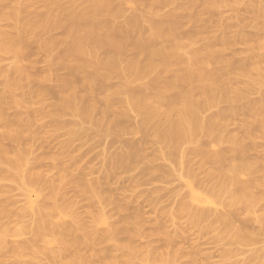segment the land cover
I'll return each mask as SVG.
<instances>
[{
    "label": "rangeland",
    "instance_id": "374dc122",
    "mask_svg": "<svg viewBox=\"0 0 264 264\" xmlns=\"http://www.w3.org/2000/svg\"><path fill=\"white\" fill-rule=\"evenodd\" d=\"M68 1L70 2V4ZM72 1H74V2H72ZM78 1L79 2H77V0H61L60 2L58 1V3L61 6L69 7V5H70V7H73L75 10L81 11L86 6L85 5L86 0H78ZM156 1H158V0H156ZM261 1H264V0H261ZM261 1L260 0H226V3H222L223 5L218 4L219 6H217V4H216L213 6H207V0H176V1L175 0H172V1L171 0L170 1L160 0L161 3H159V1H158L157 3H155L153 5H151L148 2V0H113L115 8L122 13L120 15V17L117 19V21L115 22V26L118 28L125 29L128 26H130L131 22L134 21L133 19H135L139 22L141 27L147 28L149 26V23H150L149 22L150 17H153L154 20H156L157 22L160 21V23H163L164 25L168 24L170 22V20L175 19L178 23V28L180 27L179 29H181V30H179L178 28L176 29L175 37L179 36L180 38L176 37L178 39H175V41L180 43L186 39L184 42H182V44H183L182 46L184 49V50L182 49L183 59H190L192 57L191 54L194 51L193 48L196 47L195 50H197V49L204 50L208 43H213L214 44L213 49L216 46L214 51L216 50L215 51L216 53L218 51L219 55L221 54V57L224 60L226 59V61L229 60L228 62H230V63H234V64L239 63L237 65H240V64L244 65L245 64V65L251 66L253 68L255 66H258L260 63V66L264 67V63H261V61H264V56H263L264 55V48L263 49L259 48V46L262 44V42H264V37H263L264 36V32H263L264 31V18H259L255 13L252 12L253 8H257L262 3H264ZM141 2H142V4H141ZM241 2H242V5H241ZM236 5H238V7ZM220 6H221V8H220ZM9 7L17 8L20 11V17L18 18V20L16 18L10 22H6V21L0 19V28H5L11 24L14 28H16L18 30V32H22V34H23L25 31L26 34H24V42L25 41L27 42V44H26L27 46L25 45L26 49L24 50V57H25V59L23 61L24 63L18 62L17 59L15 58V56L12 54H0V70H1L0 71V110L3 111L5 118L9 121H12L15 123H18L20 121L19 123L23 122V123L28 124L27 135L24 138V140L21 141L22 144L20 143L18 145V148H20V150L24 151V156L27 160L26 162L28 164V169L31 171L34 170L33 172L34 173L37 172V174H39V175H40V172H42L41 174H43V173L44 174L40 176L41 178H40L39 184L35 185L36 187L35 186L34 187L28 186L27 187L28 190L20 187V184L16 181H14L15 183L13 182L14 184L12 183L11 180H9L11 182H9L8 180H5V182H3V181L0 182V187H4V189H5L4 193L0 195V205L3 204V206H1V207L4 210L0 207V211H6L8 214L10 213L9 214L10 217L5 219L7 222H4L5 221L4 219L0 220V247L3 248V250H4L3 251L0 248V252L2 251V254L1 253L0 254H1V257L3 256L2 258H4L3 264H16L17 263V257L14 253L15 246L17 247V245L18 246L22 245L24 242L31 240L33 237V233L31 232V234H30V231H28V233H27V231H25L24 233H22L20 235H16V233L13 231V230H15V227L17 228L18 226H22L24 228H26V227L31 228L34 224L35 219H36L35 216H36V213L38 212V210L40 208L44 207L45 205H51V204L56 205V203H57V207L59 208V212L61 211L60 213H62V214L64 213L65 217H63V215L58 213L63 221L60 220V217L57 215V217H55L56 219L55 218L52 219L54 223L56 221L58 223L60 222L63 224L68 223V225H71V223H74L75 225H78L79 223H80L79 225L89 223L92 226L94 225L93 228L95 227L94 230H96V232L98 230L96 228L98 227L99 228L98 233L100 232L99 234H103V235L106 234V236H109V237H110V233L112 231H114L116 233V235L114 232H112V234H111L112 236L110 237L111 239L109 238V240L111 242H109V240L107 239L101 245L102 247L101 246L100 247L103 249V247H104L103 245H105V243H106L107 246L105 245L104 248H108L107 250H110L111 255L114 254V256L118 257L119 264L120 263L126 264L125 262H126V260H128V257H127L128 254L126 255V253H128V252L126 250H124L125 251L124 252L122 249L121 250L124 253L118 252V251H121L116 246L119 244L118 242H121L123 244L125 243V245H127L126 244L127 242H132V244L128 243V245L129 244L131 246L135 245V247L138 248V250H136V251H139L140 254L136 252V254L138 256L136 254H135V256H133L134 258H132V264H159L160 262H161V264L163 262L165 264H171V263L172 264H209L210 262H211L210 264H225V263L228 264L231 262L234 264H243V263L248 264L249 263L248 261H250L251 256H254L253 254L261 255L259 257V259H261V257H262V260H260V262L263 263L264 262V259H263L264 258V255H263L264 254V241H263L264 234L261 233V231H260L261 230L260 224L257 223L255 220L250 219L249 215L247 216L248 212H246V210L244 208L239 209L237 211V213H235V215L232 214L231 220L233 221L232 225L233 226L235 225L236 228L238 227L237 229H244L243 230V233L245 232L244 234L250 233V234L256 235V239L251 245H241L238 242H234V240H233L234 235L232 233H228V227L226 228L227 225L218 221V215H221V214H222L221 216H223V215L225 216L226 214L231 215V213L229 212L230 210L227 208V205L229 203L228 201H230L231 199H230L229 194H225L222 196L220 195L221 196L220 197L217 194L215 196L214 192H213V194L211 193V191H213L214 187H216V184L218 182V177L214 178L213 182H212V179L210 181V178H208L207 173H210L211 169H209V170L203 169L202 170V169H200L199 164H197V165L192 164L189 167V165H185V166L183 165L182 166L180 161H178V163L177 162L173 163L171 161L172 160V156H171L172 154L169 153V151L172 150V145L169 146L170 147V149H169V147H167V144H164V143L161 144V142H159L157 136L154 135L153 132L149 131L146 133V132L142 131V129H140V127L142 126L141 121L143 119H141L140 114L138 115V112L131 110V107L128 106L129 103L127 102V98H128L127 94L117 96V98L115 99V104L113 106V112L109 111L103 102L107 92L105 91L104 93H102V91H103L102 89H100V90L97 89V88H99V86L94 85L91 82H89L90 81V75L94 72V69L90 68L86 71L78 73L76 75L77 77H79L78 79L74 78V77L72 79L70 78V71H69L68 67L62 61H60L58 59L61 56L62 52L64 51L65 46H63L64 44L58 46V43H56L57 41L58 42L62 41L64 43H67L69 41V36L67 34L66 26H64V25L58 26V25H55L54 21H51V24L49 27H43L42 29H36V30L31 29V27H30L32 22L40 20V19H44L47 16L48 11L50 10L48 3H46L45 1H42V0H8L6 4H0V12L6 8H9ZM182 7H183V9H182ZM232 7L234 9H232ZM240 7H241V9H240ZM146 8H148V9H146ZM242 8H244V9H242ZM149 9H154V12L152 10H149ZM237 9H239L240 11H238ZM249 9L250 10L252 9V11H250ZM179 10L181 13L179 12ZM244 11H245V13H240V12H244ZM192 12L194 13V15L191 14ZM253 14H255V15H253ZM190 15H192V16H190ZM240 19L241 20L243 19V21H241ZM125 20H127L128 22L131 21V22H129L130 24ZM262 21H263V23H262ZM123 23H125V24H123ZM258 28H259V30H258ZM177 30H179V31H177ZM193 33L194 34L200 33L201 38L199 37V39H198L197 35H194ZM239 33H242V34H239ZM188 35H191V37H194V38L196 36L194 43H192V42L189 43L190 42L189 40H191L192 38ZM66 36L68 38H65ZM183 36H184V38H183ZM216 37H217V39H214ZM248 38L251 40H249ZM206 39H208L209 42H208V40L205 41ZM223 39H224V41H223ZM227 39H228V41H226ZM245 39H246V42H245ZM203 40H204V44H203ZM215 40H217L216 43H214ZM242 41L246 44H243ZM248 41H249V43H248ZM185 42H187L188 44H191V46H189ZM220 42H222V43L225 42V46H224V43L222 44ZM229 42H230V44H229ZM226 43H228V47L226 46L227 45ZM51 44H53V45L56 44V46L52 50L48 49V45L50 46ZM202 45H203V47H202ZM184 46L187 48H185ZM200 48H202V49H200ZM253 48H255V49H253ZM104 52H105V50H103V51L101 50L99 52V57L100 56L104 57V54H105ZM56 54L58 57H56ZM133 56H135V52L129 51L128 53H126L125 58L126 59H130V57L134 58ZM258 56H260V60H259ZM261 57H263V58H261ZM76 58L83 59L81 55H77ZM252 58H253V60H252ZM256 59L260 62H257ZM248 60H249V62H248ZM242 61L244 62V64ZM250 63H251V65H250ZM19 64H20V66H22L21 67L22 70H21ZM22 64H25V65H22ZM27 64H29V65H27ZM211 66L208 65V67H210L208 69H211ZM213 66H214V68H212L213 71H216L217 68L218 69L220 68L219 65L217 66V64H214ZM13 71H16L15 72L16 75L14 74ZM211 71L208 70V72H211ZM159 75H161L160 72H157L156 75L152 74L149 76H140L141 79L138 78L137 80L134 81L135 84H132L133 85L132 89L133 90L136 89V91L142 89L143 87L146 86V83L147 84H148V82L150 83L151 81H153V79H155ZM84 77L88 78V79L85 80ZM162 77L164 79H168V78H171V74L169 75V73H166V74L163 73ZM49 78H50V80H49ZM244 78H246L247 80ZM66 79L67 80L69 79V80L77 83L75 91L81 97L84 98L86 96L84 98L86 100H91V99H95V101L97 100L96 101V109L97 110L95 111L96 113L95 114L93 113L92 117L90 118L92 121L90 119L88 121L84 120L83 117L80 116L79 112L82 108V104L81 105L78 104L77 106H75L74 108L76 110L75 109L72 110V109H68V108L66 109L63 106V101H61L63 95L61 96L60 94H57V93H60L59 90H61V87L64 85V82L66 81ZM116 79H114V80L112 79V81L105 83V85L103 84V87L110 86V85L117 86V85H120V84L126 82L124 79H121L118 77ZM232 80H235V81H232ZM236 80L238 82H236ZM248 81L250 82L248 77H243V78L236 77V78L231 79V80H229V78L227 79V77H226L224 79V82H223L226 85H223V89L226 90L227 86L230 88V86H232V84H233V87L243 88L242 86H244ZM14 82L19 83L18 89L16 92L18 94L17 96H16V93L13 92V90L11 91L12 83L14 84ZM23 84L25 85V87ZM26 84L29 86L27 87ZM242 84H244V85H242ZM81 86H83V87L80 88ZM49 88L52 92L49 90ZM257 88H258L257 89L258 92L256 90H255L256 93L253 91L249 97V101H253V102L254 101H257V102L260 101L261 102L263 100L262 98L264 96H263V94L262 95H260V94L262 91H264L263 90L264 87L263 88L261 87L262 91L259 89V87H257ZM89 89H90V91H89ZM18 90L19 91L21 90V91L18 92ZM26 90L28 92H26ZM91 90H92V92H91ZM10 91L12 93L11 95L9 94ZM40 91H42V92H40ZM29 92H31V93H29ZM32 92H34V93H32ZM38 92H39V94H37ZM82 92H83V94H82ZM43 93L46 96H44ZM222 93L224 94L223 91H222ZM262 93H264V92H262ZM13 94H15L16 97ZM68 94L69 93H65V95H68ZM12 95L15 97V101H13L14 98ZM32 96H34V97H32ZM39 96L40 97L42 96L44 98H40ZM101 96H103V98ZM37 97H39V98H37ZM259 97H262V98H259ZM23 100H27V101L24 102ZM22 101H23V103H22ZM43 101H44V103H43ZM227 104H229V103H227ZM227 104H226V102L222 101L221 103H219L216 106L208 108L207 110L205 109L204 110V111H206L205 113H204V111H202L201 116L204 119H207V117L212 116L214 113L225 114L226 118L223 120H219V123H221V125L223 127L219 126L220 128L217 129L218 131L216 130L215 133L216 132L219 133V131L221 129L220 132L221 133L223 132L222 134L226 137H232L233 136V138H235V136H237L236 137L237 140L242 141V139H243V141L245 140L246 143H250V142L257 143L258 142L257 144H259V145L255 144V143L253 144V147H255V148L254 149L252 148V150L249 151L252 153H249L248 156L250 159H259V158L264 159V148H263L264 147V141H263V138L256 136V138H253V140L251 139V141H250V139H248L247 136H244L247 134L244 133L246 131L245 125H244L246 123V119L243 116V113L241 112L242 105H240V108H238L237 112L240 111V115H238L237 112H235L233 114L234 111L233 112L228 111V110H230L229 109L230 105H227ZM29 106H31V107L29 108ZM226 107H228L227 110L225 109ZM237 107H239V106H237ZM212 108H214V109H212ZM124 110H128V115L125 118L121 119L122 121H121L120 128H122V131H123V133H122V131L118 132L115 124L118 121V114L124 112ZM223 110H226V112ZM114 111L116 113H114ZM218 111H220V112H218ZM13 112H15V113H13ZM103 112H105V113H103ZM51 113H53L57 116H55ZM72 113H74V114H72ZM111 113H112V115H111ZM25 114H27V115H25ZM34 116H36V117H34ZM77 116H79V117H77ZM235 116H237L238 118ZM61 117H62V119H60ZM102 117H104L106 119L103 121L104 118L102 119ZM39 118H40V120H39ZM92 118H94V119H92ZM45 119H46V121H44ZM227 119L232 120V121L228 122ZM220 121H222V122H220ZM32 122H34V123H32ZM109 122H111V123H109ZM123 123L125 124V126ZM222 123H224V124H222ZM31 127H32V129H31ZM0 128H1L0 133H2L3 129H2L1 123H0ZM48 129H50V130H48ZM225 129H226L225 133L228 132L227 133L228 135L224 133ZM243 130H244V132H243ZM53 131H55L56 133ZM113 131H114V133H113ZM242 132L244 133V135L242 134ZM83 137H84V139H83ZM40 139L42 141H40ZM211 140H212V138H209V137L207 138V136L206 137L201 136L200 139H198V141L196 143L194 142V143L184 144L183 149H184V151H188V148H190V149H193L196 147L198 148L200 145L199 143H203V142L209 143V142H211ZM258 140H260V141H258ZM81 142H83V143H81ZM143 142H144V144H143ZM0 144L3 145L4 147H7V148H10L13 146V144H11L10 141H8V140L3 141L1 139V137H0ZM31 144H32L33 148L31 146ZM140 144H141V146H140ZM261 144L263 147L261 146ZM26 145H27V147H26ZM164 145H166V146L164 147ZM213 145L216 146L214 143H212L211 148H213ZM138 146H140V147H138ZM231 146H232L231 144H229V145L227 144V146H226V144H224L223 148H221V146H218L221 149L217 148V150H216V147H215L214 151L227 150V149L229 150ZM28 147H30V148L28 149ZM136 147L140 148V149L143 148L142 149L143 151H141L142 155L141 154L139 155L141 158L138 156V158L134 159V160H136L137 164L135 161L132 162V159H126V161H124L125 166L123 163L122 164H112L114 157L116 158V156L119 157L121 155L127 154L130 151H132L133 148H136ZM256 147H257V150H256ZM118 148L121 150V152H124V154L121 153L118 150ZM166 148H168V149H166ZM27 149H28V151H27ZM33 149H35L36 151ZM213 149H212V151H213ZM258 149L262 150V151H259ZM146 151H147V153H146ZM255 151H256V153L254 154ZM165 152L168 155H166ZM257 152H259V153H257ZM30 155H31V158H30ZM228 155L233 156L234 153L230 152V153H228ZM51 156H53V157L51 159H49ZM45 158H47L48 160H46ZM54 158H55V161H54L55 163H53V161H52ZM31 159H33V160H31ZM57 159H58V161H57ZM128 161H130V162H128ZM37 162H39V163H37ZM179 163H180V166H179ZM35 164L38 166H36ZM65 166L67 169L64 168ZM111 166H113V167H111ZM56 167H57V169L55 170L54 168H56ZM131 167H135V168L132 169ZM149 167L152 168V173H148L147 171H145ZM0 168H1V166H0ZM63 168L66 170H64ZM189 168L194 169V171H196V170L201 171L202 170L201 172L196 171L197 175H199V177L197 176V178H194V177L188 176V174L186 175L185 173H187V169H189ZM51 169H53V170H51ZM70 169H71V171H70ZM93 169H95V170H93ZM46 170H47V172H46ZM48 170H49V172H48ZM62 171L66 172L65 173L66 175ZM106 171H109V173H107ZM207 171H210V172H207ZM60 173H62V174H60ZM74 173H76L75 174L76 176L74 175ZM104 173H105V175H104ZM200 173L202 175H200ZM63 174L65 175V178L63 177ZM57 175H59V176H57ZM72 175H74V176H72ZM151 175L154 176L155 178L150 177ZM98 177L100 179H98ZM206 177L208 179H206ZM70 178L72 179V181ZM242 178L245 180L249 179V177L247 175L242 177ZM52 179H53V182H52ZM89 179H90V182H89ZM183 179H185V180H183ZM195 179H196V181L199 180V182L198 183L194 182ZM201 179H203V180H201ZM84 180L87 181L88 183H92L95 189L97 187L99 188V190L103 189L100 191L98 189H96V190H98L97 192H100L102 194L101 195L99 193L100 198H93V197H91V195L88 194V192L86 190H84V187L82 186V183H81ZM101 180H102V182H101ZM75 184L78 186H76ZM96 185H97V187H96ZM101 185L103 188L101 187ZM8 187H10V188H8ZM42 187H43V189H42ZM81 187L83 188V190ZM30 188H31V190H30ZM48 189L50 190V192ZM63 189H65V190H63ZM114 189H115V191H114ZM210 189H212V190H210ZM62 190H63V192H62ZM194 190H195V192L197 191L196 193H198V195L200 196V199L201 200L203 199L202 201L200 200V201H197V203H196V201L193 199L192 195H193ZM80 192H82V194ZM39 194H40V196H39ZM84 194H85V196H83ZM206 198H207V200H209V199L212 200V203H210V204L208 203L209 205L207 203H205ZM219 198H221V199H219ZM88 199H90V200H88ZM213 199L215 202L213 201ZM226 199H227V201H226ZM109 202H111V203H109ZM226 202H227V204H225ZM5 203H7V205ZM34 205L36 206V208ZM183 205L188 206V207H192V208L194 207L196 210L193 208V211L198 212V213L202 212L203 210L209 211L210 217L207 220L203 221L201 223V225L199 224V226L198 225L196 226L192 223V218H190L191 214L186 212V211H182V208L184 207ZM206 205L208 207H206ZM214 206L217 209L214 208ZM71 207H74V208L71 209ZM260 208L261 207L257 208L256 212L259 210V212L257 214L261 213ZM180 209L182 212L180 211ZM32 210H33V212H32ZM217 210L219 212H215ZM28 211H29V213H28ZM65 212H67V213H65ZM11 213H15L16 215L17 214L18 215L16 216L15 214H11ZM34 213H35V216H34ZM186 213H187V215H186ZM90 214L91 215L93 214L92 216H94V214H95L98 221L95 220L96 219L95 216L91 217ZM189 215H190V217H189ZM236 215H238V216H236ZM14 216H16V217H14ZM58 217H59V219H58ZM98 217H104L103 218V219H105L104 222H102V218L100 219ZM233 217H234V219H233ZM92 218L94 219L93 221H96V222L92 223ZM11 222H13V223H11ZM105 222H107V223L105 224ZM2 223H4V224H2ZM7 223H9V224H7ZM28 223H30L31 225ZM95 223L96 224L101 223V225H100L101 227L97 226L98 224L96 225ZM124 223H126V224H124ZM74 224H72V225H74ZM211 224H213V225H211ZM248 225H250V226L252 225V227L250 228V226H248ZM126 226L129 227L134 232L133 235L127 234V233L126 234L125 233H122V234L118 233L119 230L122 231L125 228H127ZM10 227H12V228H10ZM110 227H111V229L113 228L111 231H110ZM3 228L4 229L8 228L7 230H9L10 232H8V234L5 235V233L2 232V230H4ZM100 228H101V231H104V233L100 231ZM115 228L117 230H115ZM132 228H134V229H132ZM158 228H159V230H158ZM160 228H163L164 231ZM102 229H104V230H102ZM252 229H253V231H252ZM221 231H223L224 233H222ZM161 232H162V236H161ZM164 232L166 233L165 235H164ZM113 233H114L116 239L114 238ZM225 233H227V234L224 235ZM229 234H231V235H229ZM17 236H19V237H17ZM117 236H119V238H117ZM167 236H169L170 238H168ZM261 236H262V238H260ZM112 237H113V239H112ZM133 237H135V238H133ZM127 238H129L131 240L133 239L134 242H133V240L129 241ZM171 238H173L174 240ZM168 239H169V243L171 242L170 243L171 246L168 243ZM228 239L231 241H229ZM261 239H262V242H261ZM225 240H226V242H225ZM256 240H258V241H256ZM115 241H118V242H116L117 244L115 243ZM3 242H4V244H3ZM107 242H109V243H107ZM113 243H115L116 245L115 244L112 245ZM14 244H16V245H14ZM224 244H226V246ZM165 246H167V247H165ZM113 247H114V249H113ZM135 247H134V249H135ZM115 248L118 250L117 253H116ZM52 249H55V247L51 246V250ZM140 249L142 251H140ZM245 249L248 253H246ZM5 250L8 253H6ZM105 250L104 249L102 250V251H104L103 253H106ZM262 250H263V252H262ZM230 251L231 252L233 251L232 252L233 257H231V259H228L229 260L228 261L227 258L225 257V253L230 252ZM169 252H170V254H169ZM173 252H175L174 254H176V255H174ZM222 252H223V254H222ZM239 253H240V255H239ZM89 254L90 253H86V256ZM117 254H120V255H117ZM167 254H169L168 255L169 257L167 256ZM139 255H141V256H139ZM223 255L225 257V260H223L224 259ZM235 255H238V256L236 257ZM241 255L243 256V258ZM170 256H171V258H170ZM174 256H175V258H174ZM244 256H246V257H244ZM165 258L169 261H167ZM248 258H249V260H248ZM173 259H175V260H173ZM121 260L122 261L124 260V261L121 262ZM207 260L209 261V263ZM233 260H235V261H233ZM145 261H148V263ZM227 261H228V263H227ZM35 262L37 264H49L50 261H48V260L32 261V262L30 261L31 264H36ZM30 263H28V264H30ZM100 263L104 264V263H102V261H99L97 264H100Z\"/></svg>",
    "mask_w": 264,
    "mask_h": 264
},
{
    "label": "bare ground",
    "instance_id": "6f19581e",
    "mask_svg": "<svg viewBox=\"0 0 264 264\" xmlns=\"http://www.w3.org/2000/svg\"><path fill=\"white\" fill-rule=\"evenodd\" d=\"M7 1L8 0H0V4H6ZM42 1H45L46 3H48V5L50 7V10L48 11V14H47V16L44 19H40V20L32 22L30 27H31V29H34V30L42 29L43 27H49L50 24H51V21H54L55 25H58V26L64 25V26H66L67 34L69 36V41L67 43H64L62 41H60V42L57 41L56 43H58V46L59 45H63V44H64L63 46H65L64 51L62 52L61 56L58 59L60 61H62L68 67V69L70 71V78L72 79L74 77V78L78 79L79 77L76 76L78 73L86 71V70H88L90 68L94 69V72L90 75V81L89 82H91L94 85L99 86V88H97V89L98 90L102 89L103 90L102 93H104L105 91L107 92L103 102H104L106 108L109 111L113 112V106L115 104V99L117 98V96L123 95V94H127L128 95L127 102L129 103L128 106L131 107V110L138 112V115L140 114L141 115V119H143L141 121L142 122V126L140 127V129H142V131H144L146 133L149 132V131L153 132L154 135L157 136V138H158L159 142H161V144L162 143L167 144V147L172 145V150H171L172 152L169 151V153L172 154L171 155L172 156V160L171 161L173 163L174 162L178 163V161H180L182 166L183 165L184 166L185 165H189V167H190V165H192V164H194V165L199 164V167L202 170L203 169H208V170L211 169V172L207 171V172H210V173H207L208 174V178H210V181L212 179V182H213V179L218 177V182L216 184V187H214V189H213V191H211V193L213 194V192H214L215 196H216V194L218 196H220V195L222 196V195H225V194H229L230 195V199L231 200L229 199L230 201H228L229 203L227 205V208L230 210L229 212L231 213V215H228V214H226L225 216L224 215L221 216L222 214L218 215V221L224 223L225 225H227L226 228L228 227V233H232L234 235V238H233L234 242H238L241 245H251L256 239V235L255 234H250V233L244 234L245 233V232L243 233L244 229H237L238 227L236 228L235 225L234 226L232 225L233 224L232 223L233 221L231 220L232 219V214L235 215V213H237V211L239 209H241V208H244L246 210V212H248L247 216L249 215L250 219L255 220L257 223L260 224V226H261V230L260 231H261V233L264 234V159L263 158L262 159H260V158L259 159H250L249 156H248L249 153H252V152H249V151H251L252 148L253 149L255 148V147H253V144L255 142L254 143H252V142L246 143V141L245 140L243 141V139H242V141L237 140V138H236L237 136H235V138H233V136L232 137H226V136H224L222 134L223 132L222 133L220 132L221 129H220L219 133H217V132L215 133V131L222 126L221 123H219V120H223V119L226 118L225 114H223V113H214L212 116L207 117V119H204L201 116L202 115V111H204L205 109L207 110L208 108H211L213 106H216L219 103H221L222 101L226 102V104L229 103V104H227V105H230V108H229L230 110H228V111H230V112L234 111L233 114L235 112H237L238 108H240V105H242L241 112L243 113V116L246 119V123L244 124L246 131L244 132V130H243V132L246 133L247 135H244L243 132H242V134L244 136H247V138L250 139V141H251V139L253 140V138H256V136H259V137L263 138V141H264V97L263 98L259 97V98L263 99V100L261 99L262 100L261 102L260 101L259 102H257V101H254V102L253 101H249V97L252 94V92L253 91L255 93H256V91L258 92V90H257L258 88L257 87H259L260 90L264 87V67H261L260 63H259L258 66H255L254 68L251 67V66L245 65L243 61L242 62H243L244 65H242V64L237 65L239 63H237V64L230 63V62H228L229 60L228 61H226V59L224 60L221 57V54L219 55L218 51H217V53L215 52L216 50L214 51L216 46L213 49V46H214L213 43H208L207 46L205 45L206 48L204 50H199V49L195 50L196 47L193 48L194 51L191 54L192 57L190 56L191 57L190 59H183V57H182V49H183L182 42H184L186 39L184 41L181 40L182 42L179 41L180 43L175 41V39H178L176 37H179V36L175 37V32H176V29L178 28V23H177V21L175 19L170 20V22L168 24L164 25L163 23H160V21L157 22L156 20H154L153 17H150V20H149L150 23H149V26L147 28L141 27L139 22L137 20H135V19H133L134 21H132V22L129 21V22H131V24L127 20H125V21H127L130 24V26H128V27L126 26L127 28H125V29L118 28V27L115 26V22L117 21V19L120 17V15L122 13L115 8L113 0H86V4H85L86 6L81 11L75 10L73 7H70V5H69V7L59 5L58 1L60 2L61 0H58V1L57 0H42ZM158 1H159V3H161L160 0H158ZM158 1H156V0H148V2L151 5L157 3ZM168 1H170V0H168ZM72 2H74V1H72ZM77 2H79V1L77 0ZM261 2H264V1H261ZM222 3H226V0H207V6H213V5H216V4H217V6H219L218 4H222ZM69 4H70V2H69ZM141 4H142V2H141ZM241 5H242V2H241ZM221 6H220V8H221ZM236 6L238 7V5H236ZM233 7H232V9L235 8V7L234 8ZM146 9H148V8H146ZM182 9H183V7H182ZM240 9H241V7H240ZM242 9H244V8H242ZM149 10H152L154 12V9H149ZM237 10L240 11L239 9H237ZM250 11H252V9ZM179 12H180V10H179ZM252 12L255 13L259 18H264V3H262L257 8H253ZM240 13H245V11L244 12H240ZM191 14L194 15L193 12ZM255 14H253V15H255ZM192 15H190V16H192ZM19 17H20V11L17 8H15V7H9V8H6L3 11L0 12V19L4 20L6 22H10V21H12V20H14L16 18L18 20ZM241 21H243V19ZM125 23H123V24H125ZM262 23H263V21H262ZM179 30H181V29H179ZM179 30H177V31H179ZM258 30H259V28H258ZM24 34H26L25 31L22 34V32H18V30L16 28H14L11 24L8 25L5 28H0V54H12V55L15 56V58L17 59L18 62H23L24 59H25L24 50L26 49L25 47L27 46L26 45L27 42L26 41H25L26 43L24 42ZM239 34H242V33H239ZM194 35H197L198 39L201 36L200 33H195ZM188 36L191 37V35H188ZM65 38H68V37L66 36ZM183 38H184V36H183ZM191 38L192 39L189 40L190 41L189 43H191V42L194 43L195 39H196V36H195V38L194 37H191ZM208 39H206L205 41H207ZM214 39H217V37L214 38ZM249 40H251V39H249ZM216 41L217 40H215L214 43H216ZM223 41H224V39H223ZM226 41H228V39ZM208 42H209V40H208ZM245 42H246V39H245ZM185 43H187V42H185ZM220 43H222V42H220ZM223 43H224V46H225V42H223ZM242 43L246 44L243 41H242ZM248 43H249V41H248ZM203 44H204V40H203ZM226 44H227L226 46L228 47V43H226ZM229 44H230V42H229ZM188 45L191 46V44H188ZM55 46H56V44L55 45L51 44L50 46L48 45V49L52 50ZM202 47H203V45H202ZM185 48H187V47H185ZM259 48L260 49L264 48V42H262V44L259 46ZM200 49H202V48H200ZM253 49H255V48H253ZM101 50L102 51L105 50V52H104L105 54H104V57L100 56L101 57L100 58L99 57V52ZM129 51L130 52L131 51L135 52V56H133L134 58H131V57H130V59H126L125 58L126 53H128ZM77 55H81L83 59L76 58ZM56 57H58L57 54H56ZM258 58L260 60V56H258ZM261 58H263V57H261ZM252 60H253V58H252ZM248 62H249V60H248ZM257 62H260V61L257 60ZM213 63L217 64V66L219 65L220 68L219 69L217 68L216 71H213L212 70V68H214V66H213L214 64ZM261 63H264V61H261ZM22 65H25V64H22ZM27 65H29V64H27ZM208 65H210V66L212 65L211 69H208V68H210V67H208ZM250 65H251V63H250ZM19 66H20V64H19ZM21 67L22 66H20V68ZM207 69L209 71L212 70L213 72L212 71L208 72ZM21 70H22V68H21ZM13 72L16 75V73H15L16 71H13ZM157 72H160L161 75L157 76L150 83L149 82H148V84L146 83L145 87H143L142 89H140L138 91H136V89L135 90L132 89V87H133L132 84H135L134 81L137 80L138 78H140V76H149V75H152V74L156 75ZM163 73H165V74L169 73V75L171 74V78L164 79L162 77ZM117 77L121 78V79H124L126 82H124V83H122L120 85H117V86L110 85V86L103 87V84L105 85V83L110 82V81H112V79L114 80ZM226 77H227V79L229 78V80L234 79L236 77H238V78L239 77H241V78L248 77L250 82L249 81L247 83L245 82L246 83L245 85L242 84V85H244V86H242L243 88H241V87H233V84H232V86H230V88L228 86L227 87L225 86L227 88L225 90V89H223V85H226V84H224L223 82H224V79ZM87 79L88 78H85V80H87ZM244 79H246V78H244ZM49 80H50V78H49ZM237 80H236V82H238ZM232 81H235V80H232ZM76 84H77L76 82H73V81H71L69 79L68 80L66 79V81L64 82V85L62 84L63 86L61 87V90H59L60 93H57V94H60L61 96L63 95L61 101H63V106L66 109L68 108V109L74 110L75 106H77L78 104H80V105L82 104V108H81V110L79 112L80 116L83 117L84 120L88 121L92 117V114L96 113L95 111L97 110L96 109V101L97 100L96 101H95V99L86 100V99H84L86 96L84 98L81 97L75 91L76 90ZM18 85H19V83H15V82H14V84L12 83L11 91L13 90V92L16 93L17 89H18ZM28 86L29 85H27V87ZM24 87H25V85H24ZM82 87L83 86H81L80 88H82ZM50 88H49V90H50ZM90 89H89V91H90ZM263 90H264V88H263ZM11 91L9 93L10 95L12 94ZM20 91L18 90V92H20ZM222 91L224 92V94L222 93ZM26 92H28V91L26 90ZM40 92H42V91H40ZM91 92H92V90H91ZM262 92H264V91H262ZM262 92H261L260 95L263 94V96H264V93H262ZM29 93H31V92H29ZM32 93H34V92H32ZM65 93H69V94L65 95ZM37 94H39V92ZM82 94H83V92H82ZM13 95L15 96V94H13ZM17 95L18 94L16 93V96ZM43 95L46 96L44 93H43ZM14 96H13V98H14L13 101H15V97H16V96L15 97ZM32 97H34V96H32ZM39 97H37V98H39ZM101 97L103 98V96H101ZM40 98H44V97L41 96ZM23 101L26 102L27 100H23ZM23 101H22V103H23ZM43 103H44V101H43ZM237 106H239V107H237ZM30 107L31 106H29V108ZM227 108L228 107H226L225 109L227 110ZM212 109H214V108H212ZM226 110H223V111L226 112ZM205 112L206 111H204V113ZM218 112H220V111H218ZM13 113H15V112H13ZM103 113H105V112H103ZM114 113H116V112L114 111ZM51 114H53V113H51ZM72 114H74V113H72ZM237 114L240 115V111L237 112ZM25 115H27V114H25ZM53 115H55V114H53ZM111 115H112V113H111ZM127 115H128V110H124V112L118 114V121L115 124V126L117 127L116 129L118 130V132L122 131V128H120L121 121H122L121 119L125 118ZM55 116H57V115H55ZM34 117H36V116H34ZM77 117H79V116H77ZM235 117H237V116H235ZM103 118L104 117H102V119ZM60 119H62V117ZM92 119H94V118H92ZM105 119L106 118H104L103 121ZM39 120H40V118H39ZM44 121H46V119ZM229 121H232V120H228V122ZM220 122H222V121H220ZM0 123H1L2 129H3L2 133H0L1 139L3 141L4 140H8V141L11 142V144H13V146L10 147V148L4 147L3 145L0 144V166H1V168H0V182H2V181L5 182V180H8V181L11 180L12 183H13L14 181H16V182H18L20 184V187H22V188H24L26 190H28L27 189L28 186H33L34 187L35 185H38L39 182H40V178H41L40 176L43 175L44 173L41 174L42 172H40V175H39V174H37V172L34 173L33 172L34 170L33 171L29 170L28 169V164L26 162L27 160H26V158L24 156V151L20 150V148H18V145L21 143V141L24 140V138L27 135L28 124L23 123V122L18 124V123H15V122L7 120L5 118V116H4L3 111L0 112ZM32 123H34V122H32ZM109 123H111V122H109ZM222 124H224V123H222ZM124 126H125V124H124ZM31 129H32V127H31ZM48 130H50V129H48ZM0 131H1V128H0ZM53 132H55V131H53ZM225 132H226V129L224 130V133ZM113 133H114V131H113ZM122 133H123V131H122ZM227 133H225V134H227ZM201 136H205V137L207 136V138L208 137L212 138V140L209 143L208 142L199 143L200 145H199L198 148L197 147L193 148V149L188 148V151H184V149H183L184 144L194 143V142L196 143L198 141V139H200ZM83 139H84V137H83ZM40 141H42V140L40 139ZM258 141H260V140H258ZM81 143H83V142H81ZM212 143H214L216 145V146L213 145L214 149L211 148V144ZM257 143H255V144H257ZM143 144H144V142H143ZM224 144H226V146H227V144L228 145L231 144L232 146L230 147L229 150L227 149V150L214 151L215 147H216V150H217V148H219L218 146H221V148H223ZM257 145H259V144H257ZM31 146H32V144H31ZM140 146H141V144H140ZM140 146H138V147H140ZM165 146L166 145H164V147ZM261 146H262V144H261ZM26 147H27V145H26ZM30 147H28V149ZM257 147H256V150H257ZM32 148H33V146H32ZM221 148H219V149H221ZM28 149H27V151H28ZM142 149L136 147V148H133V150L130 151L129 153L124 154V152H121V150L118 148V150L121 153H123L124 155H121L119 157L116 156V158L114 157V160H113L112 164H122L123 163L124 166H125V162L124 161H126V159H132V162H134V161L136 162V160H134V159L138 158V156L140 154L142 155V152H141V151H143ZM166 149H168V148H166ZM169 149H170V147H169ZM212 149H213V151H212ZM33 150H35V149H33ZM259 151H262V150H259ZM230 152H233L234 155L233 156L232 155L229 156L228 153H230ZM146 153H147V151H146ZM255 153H256V151L254 152V154ZM257 153H259V152H257ZM166 155H168V154L166 153ZM53 156H51L49 159H51ZM30 158H31V155H30ZM55 158L52 160L53 163H55L54 162ZM45 159L48 160L47 158H45ZM31 160H33V159H31ZM57 161H58V159H57ZM128 162H130V161H128ZM37 163H39V162H37ZM180 163H179V166H180ZM136 164H137V162H136ZM36 166H38V165H36ZM111 167H113V166H111ZM135 167H131V168L133 169ZM64 168H66V166ZM54 169L56 170L57 167L54 168ZM66 169H64V170H66ZM51 170H53V169H51ZM93 170H95V169H93ZM70 171H71V169H70ZM145 171H147L148 173H152V168L149 167ZM196 171H194V169H190L189 168V169H187V173H185V174L186 175L188 174V176H190V177L197 178V176L199 177V175H197V172H199L200 170L197 171V172ZM46 172H47V170H46ZM48 172H49V170H48ZM106 172L109 173V171H106ZM63 173L65 174L66 172H63ZM76 173H74V175ZM60 174H62V173H60ZM64 174H63V177L65 178L66 174L65 175ZM74 175H72V176H74ZM104 175H105V173H104ZM200 175H202V174L200 173ZM246 175L249 177L248 180H245V179L242 178V177H244ZM57 176H59V175H57ZM150 177L153 178L154 176L151 175ZM208 178L206 177V179H208ZM98 179H100V178L98 177ZM183 180H185V179H183ZM201 180H203V179H201ZM11 181H9V182H11ZM71 181H72V179H71ZM52 182H53V179H52ZM89 182H90V179H89ZM101 182H102V180H101ZM194 182L198 183L199 180L196 181V179H195ZM81 183H82V186L84 187V190H86L88 192V194L91 195V197L100 198V195H99L100 192H97L99 190V188L97 187L98 184L96 185V187H97L96 189H98V190H96L92 183H88L85 180L82 181ZM76 186H78V185H76ZM101 187H102V185H101ZM8 188H10V187H8ZM42 189H43V187H42ZM30 190H31V188H30ZM63 190H65V189H63ZM63 190H62V192H63ZM82 190H83V188H82ZM100 190H103V189H100ZM195 190L193 191V195L192 196H193V199L197 203V201H200L201 199H200V196L198 195V193H196L197 191L195 192ZM210 190H212V189H210ZM4 191H5L4 187H0V195L3 194ZM114 191H115V189H114ZM49 192H50V190H49ZM80 193L82 194V192H80ZM85 194L83 196H85ZM39 196H40V194H39ZM214 199H213V201H214ZM219 199H221V198H219ZM227 199H226V201H227ZM88 200H90V199H88ZM209 200H207V198H206L205 203H207V204L208 203L209 204L212 203V200H210V201ZM109 203H111V202H109ZM5 204L7 205V203H5ZM225 204H227V202ZM1 206H3V204L0 205V207ZM183 206L184 207L182 208V211H186V212L191 214V217H190V215H189V217L192 218V223L194 225H196V226L197 225L199 226V224L201 225V223L203 221L207 220L210 217V212L209 211L203 210L202 212L198 213V212L193 211L194 207L192 208V207H188V206H185V205H183ZM206 207H208V206L206 205ZM258 207H261L260 208L261 209V211H260L261 213H259V214H257L259 212V210L256 212ZM35 208H36V206H35ZM72 208H74V207H71V209ZM214 208H216V207L214 206ZM180 211H181V209H180ZM32 212H33V210H32ZM60 212H59V208L57 207V203H56V205L55 204L45 205L44 207H42V208H40L38 210V212L36 213V216H35V213H34V216L36 217V219L34 221L33 226L32 227L30 226L31 228H29V227L24 228L22 226H18L17 228L15 227V230H13V231L16 233V235H20V234L24 233L25 231H27V233H28V231H30V234H31V232L33 233V237H32L31 240L28 239L29 241L24 242L22 245H19V246L17 245V247L15 246L14 253H15L16 257H17V263L15 262L16 264H28V263H30V261L32 262V261H42V260L43 261L44 260L50 261L49 264H97L99 261H102V263H104V264H119L118 257L114 256V254H113L115 251L112 253L113 255H111L110 254V250H107L108 248H104L105 245L107 246L106 243H105V245H103L104 246L103 249L104 250L106 249L105 250L106 253H103L104 251H102L103 249L101 248L102 247L101 245L107 239L109 240V238L112 236L111 235L112 232H114V231H112L110 233V237H109V236H106V234H104V235L103 234H99L100 232L98 233V230H99L98 227L96 228V229H98L97 232H96V230H94L95 227L93 228L94 225L92 226L89 223L82 224V225H79L80 223L78 225H75L74 223H71V225H68V223L63 224V223H60V222L58 223L57 221H56L57 223L56 222L54 223L52 219L57 217V215L60 217V215L58 214ZM215 212H219V211L217 210ZM28 213H29V211H28ZM65 213H67V212H65ZM9 214L6 211H0V220H3V219L5 220L6 218L10 217ZM11 214H15V213H11ZM60 214L63 215V217H65L64 213L63 214L60 213ZM92 215L90 214L91 217L95 216V214H94V216H92ZM186 215H187V213H186ZM16 216H14V217H16ZM236 216H238V215H236ZM59 217H58V219H59ZM98 218H100V219L102 218V222H104V220H105V219H103L104 217H98ZM233 219H234V217H233ZM60 220H62L61 217H60ZM93 220L94 219L92 218V223L96 222V221H93ZM95 220H97V217H96ZM4 222H7V221L5 220ZM11 223H13V222H11ZM106 223L107 222H105V224ZM2 224H4V223H2ZM7 224H9V223H7ZM28 224H30V223H28ZM72 224H74V225H72ZM97 224H96L97 226L101 225V223L100 224L97 223ZM124 224H126V223H124ZM211 225H213V224H211ZM248 226H250V225H248ZM251 227H252V225L250 226V228ZM10 228H12V227H10ZM7 229H4V230L1 229L2 232L5 233V235L8 234V232H10ZM112 229L110 227V231ZM132 229H134V228H132ZM160 229L163 230V228H160ZM102 230H104V229H102ZM115 230H117V229L115 228ZM158 230H159V228H158ZM100 231H101V228H100ZM252 231H253V229H252ZM101 232L104 233V231H101ZM221 232L224 233L223 231H221ZM114 233H113V236L116 239V237H115L116 233H115V235H114ZM118 233L119 234H122V233L126 234L127 233V234L133 235L134 232L129 227H127V228H125L122 231L119 230ZM165 234L166 233L164 232V235ZM226 234L227 233H225L224 235H226ZM229 235H231V234H229ZM161 236H162V232H161ZM169 236H167V237L170 238ZM17 237H19V236H17ZM117 238H119V236H117ZM133 238H135V237H133ZM260 238H262V236ZM112 239H113V237H112ZM127 239L129 241L133 240V239L131 240L129 238H127ZM171 239H173V238H171ZM118 241H115V243L118 242ZM229 241H231V240H229ZM256 241H258V240H256ZM263 241H264V239H263ZM109 242H111V241L109 240ZM109 242H107V243H109ZM133 242H134V240H133ZM225 242H226V240H225ZM261 242H262V239H261ZM115 243H113L112 245H114ZM118 243H119L118 245H116L117 243L115 244L118 249H120V250L122 249L123 251L126 250L128 252V253H126V255L128 254V256H127L128 260H126L125 263L126 264H132V258H134L133 256H135L136 252L139 253V251H136V250H138V248H136L135 245L131 246L130 244H132V242H127L126 243L127 245H125V243L123 244L121 242H118ZM128 243H130V244L128 245ZM168 243H169V239H168ZM3 244H4V242H3ZM14 245H16V244H14ZM224 245L226 246V244H224ZM51 246L55 247V249L51 250ZM170 246H171V244H170ZM114 247H113V249H114ZM134 247H135V249H134ZM165 247H167V246H165ZM1 249L3 250V248H1ZM122 250L118 251L116 249V253H117V251L120 252V253H124L125 251L123 252ZM140 251H142V250L140 249ZM245 251H246V249H245ZM232 252L230 251V252L225 253V257L227 258V260L231 259V257H233L232 256L233 255ZM262 252H263V250H262ZM0 253L2 254V251ZM6 253H8V252L6 251ZM86 253H90L89 254L90 256L89 255L86 256ZM174 253L175 252H173V254ZM246 253H248V252L246 251ZM1 254H0V264H3L4 263V261H3L4 258H2L3 256L1 257ZM169 254H170V252H169ZM169 254H167V256ZM222 254H223V252H222ZM117 255H120V254H117ZM141 255H139V256H141ZM174 255H176V254H174ZM239 255H240V253H239ZM253 255L254 256H251L250 261H248L249 262L248 264H264V262L263 263L260 262V260H262V257H261V259H259V257L261 255H259V254H256V255L253 254ZM235 256L237 257L238 255H235ZM223 257H224V255H223ZM225 257H224L223 260H225ZM244 257H246V256H244ZM170 258H171V256H170ZM174 258H175V256H174ZM242 258H243V256H242ZM173 260H175V259H173ZM248 260H249V258H248ZM123 261L121 260V262H123ZM167 261H169V260H167ZM228 261H227V263H228ZM233 261H235V260H233ZM145 262L148 263V261H145ZM208 263H209V261H208ZM120 264H122V263H120ZM159 264H161V262ZM228 264H234V263L231 262V263H228Z\"/></svg>",
    "mask_w": 264,
    "mask_h": 264
}]
</instances>
